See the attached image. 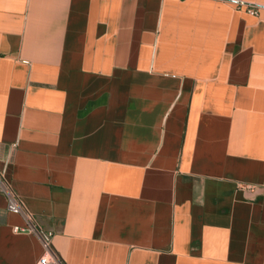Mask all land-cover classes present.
<instances>
[{
    "label": "crops",
    "instance_id": "crops-1",
    "mask_svg": "<svg viewBox=\"0 0 264 264\" xmlns=\"http://www.w3.org/2000/svg\"><path fill=\"white\" fill-rule=\"evenodd\" d=\"M264 0H0V172L61 264H264ZM0 192V264L43 253Z\"/></svg>",
    "mask_w": 264,
    "mask_h": 264
},
{
    "label": "built area",
    "instance_id": "built-area-1",
    "mask_svg": "<svg viewBox=\"0 0 264 264\" xmlns=\"http://www.w3.org/2000/svg\"><path fill=\"white\" fill-rule=\"evenodd\" d=\"M262 9L264 10V5L246 6L247 13L253 16H259L260 10ZM0 192L6 197L7 210L20 215L25 222L23 226L14 225L13 231L34 234L40 240L43 246V253L39 257L36 264H61L57 254L51 246L53 232L44 230L36 220L34 214L25 208L17 194L13 191L12 187L5 179L2 172H0Z\"/></svg>",
    "mask_w": 264,
    "mask_h": 264
}]
</instances>
